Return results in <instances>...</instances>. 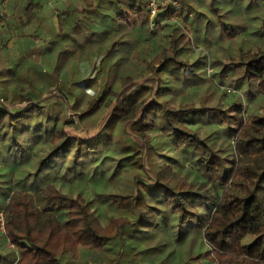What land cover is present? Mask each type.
<instances>
[{"label": "trees", "instance_id": "obj_1", "mask_svg": "<svg viewBox=\"0 0 264 264\" xmlns=\"http://www.w3.org/2000/svg\"><path fill=\"white\" fill-rule=\"evenodd\" d=\"M181 2L156 29L145 0L67 9L58 36L72 49L25 36L22 54L59 49L84 73L46 97L29 81L14 110L0 98V264H264V17L246 31L223 13L255 23L264 0H210L222 36L251 37L218 56L236 92L212 104L183 92L208 63L186 59L188 12L199 32L216 19L194 11L203 0ZM10 6L23 33L38 5ZM67 109L85 126L104 122L93 136L70 134Z\"/></svg>", "mask_w": 264, "mask_h": 264}, {"label": "rangeland", "instance_id": "obj_2", "mask_svg": "<svg viewBox=\"0 0 264 264\" xmlns=\"http://www.w3.org/2000/svg\"><path fill=\"white\" fill-rule=\"evenodd\" d=\"M179 2L180 4L182 3L181 0H179ZM193 4L195 6L194 11H202V13L204 12L206 14L207 19L216 20L213 21L214 23H207L206 25L205 23H203V25L201 24V32H199L198 30H196L198 28L197 21L194 20L196 13L188 12L189 18L192 20H190V22L187 24V29L189 37L193 43V48L189 50L186 59L193 62L197 60L198 57H202L208 63L205 65L207 68V76L205 80H200V82L196 83L193 87L188 88L183 93L193 94L196 100H199L201 97H203L204 99H208L209 104H212L218 101V98H220V96L222 95L223 90H227L228 92H230L229 94H231V96L234 92H236L235 86L232 84L233 82L231 80V77L228 75L222 78L220 74V68L223 62L218 64V56L220 58H225L229 53H231V50L233 54H236L240 46L244 45L246 47L248 42L251 43V37L246 34L244 35V37H241V35L240 37H237L233 40L226 39L219 32L220 23H218V17L215 15L216 12L213 11L212 7L210 6V0H203L201 6L195 3ZM223 6V13H228L226 16L227 19L224 18L225 21H229L234 18V22L240 26L247 23V26L244 27L246 31H251V27H260V18L264 17V10L258 11L259 13L257 14V16L253 18V20L255 19L256 22L252 23L251 18H247V20H245L242 15L239 14L233 15V17L229 19V16L233 14V12H228V7H226L227 5ZM236 8H238V11L244 12V10H246V5ZM236 8L232 7L229 10L235 11ZM1 10L3 16H1L0 19V98L3 97L4 94L8 96V101L5 99L4 102L10 109L14 110L15 107H21L26 104L25 101H20L18 92L21 90V87L30 89L28 86H26L29 84V81L33 82V85L37 87V90L45 93L44 97L48 96L50 91L53 92V94L58 93L59 91H57V88L63 86L60 85L62 82H68V80L70 79H75L74 82L78 81L77 79H79L80 77H75L72 75V73L76 72L77 75H83L84 71L80 69V66L79 68L75 69L70 67L68 63H62L64 60H66V57H69V55L65 54L62 56H58V54L54 52L52 54H47L49 59L46 60L44 58L47 56H45L44 53L41 55L36 54L39 58H35L34 55L28 56L26 54L20 53L18 50L20 48L23 49L22 43H24V41L22 42L21 38L18 37V32L20 30L18 27H14L16 22L9 16V14H7L9 11L6 10L5 7L1 8ZM87 26H93L92 21H89ZM160 26L163 28L160 31L165 32L166 25L162 24ZM206 26L208 28V36L204 38V30L206 29ZM23 30L25 32H36L33 31L34 29H32L31 27ZM107 33L111 35V29H107ZM160 33L161 32H159L158 35ZM37 36L38 40L34 43H36L37 46L39 45L44 47L45 44H43V40L46 39L47 35L44 34L43 36L41 32H38ZM57 38L58 40H55V42H53L56 43L55 46L57 47L62 44L70 46V48L72 49L77 45V43H73V41L68 37L61 38L60 36H58ZM13 40H15L16 42H14ZM34 40L35 39H33V41ZM57 57H61V59H56ZM67 69L69 74H67L68 78L66 79L63 76V73L66 72ZM199 71L204 72V70L202 69ZM48 75H52L51 79ZM155 82V80H152L153 85L156 84ZM64 87L65 86H63L62 89H64ZM171 95H173V93ZM32 97L40 98L39 95L36 94ZM66 115L68 118L73 119L75 122L74 124H72V127L68 128V132L70 134L79 135L81 137H90L95 135L96 133H98L102 126V123L104 122L101 116H99L92 125L85 126L82 123L80 116L74 114L72 109H67Z\"/></svg>", "mask_w": 264, "mask_h": 264}, {"label": "crops", "instance_id": "obj_3", "mask_svg": "<svg viewBox=\"0 0 264 264\" xmlns=\"http://www.w3.org/2000/svg\"><path fill=\"white\" fill-rule=\"evenodd\" d=\"M32 2L38 5V15L35 19L32 20V22H30V24L26 25L23 29L31 27L32 29H34L33 31H36V32L33 33V32L24 31L23 33L25 35L21 31L18 32L19 34L18 37L21 38L22 42L24 41V43H22L23 49L20 48L18 50L20 53L24 52V49H25L24 47L27 46V43L29 41V39L25 37L26 35H32V34L37 35L38 32H41L43 36L44 34H46L47 37L46 39L43 40V44H45L44 47H46V45H48L49 43H53L55 42V40H58L57 37L59 34L58 32L59 15L63 11L67 9H70V10L75 9V10L81 11L88 2L109 3V0H27L28 4H31ZM185 2H187V0H185ZM13 3H15V0H0V10L1 8L5 7V9L9 11L7 14H9V16L12 19H14L16 22L14 27H20L18 24L17 16L13 15L14 13L12 9L13 7L10 6V4H13ZM0 14L1 16H3L2 10L0 11ZM13 41L16 42L15 40ZM58 51L59 49H56L55 51H52V53L54 52L58 53Z\"/></svg>", "mask_w": 264, "mask_h": 264}, {"label": "built area", "instance_id": "obj_4", "mask_svg": "<svg viewBox=\"0 0 264 264\" xmlns=\"http://www.w3.org/2000/svg\"><path fill=\"white\" fill-rule=\"evenodd\" d=\"M146 6L149 11L150 25L152 28H156L155 18L166 9L174 10L176 12L181 11L182 6L179 0H145ZM164 21H162L163 23ZM3 223V222H2ZM212 264H218L216 262Z\"/></svg>", "mask_w": 264, "mask_h": 264}]
</instances>
